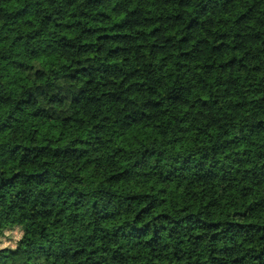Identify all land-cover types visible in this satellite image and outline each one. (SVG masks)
<instances>
[{"label":"clouds","instance_id":"9594fccd","mask_svg":"<svg viewBox=\"0 0 264 264\" xmlns=\"http://www.w3.org/2000/svg\"><path fill=\"white\" fill-rule=\"evenodd\" d=\"M261 124L264 0H0V264H264Z\"/></svg>","mask_w":264,"mask_h":264},{"label":"trees","instance_id":"16d2710c","mask_svg":"<svg viewBox=\"0 0 264 264\" xmlns=\"http://www.w3.org/2000/svg\"><path fill=\"white\" fill-rule=\"evenodd\" d=\"M196 24V21H193V25ZM192 25H189V28H191ZM89 34H93L94 30L89 29L88 30ZM101 41H111V42H118L122 39H126V37H120V36H110V35H101L98 38ZM19 42V40L17 41V43ZM188 42V38L185 37L184 40L182 41V43H187ZM153 47H156L155 45ZM102 50V49H101ZM121 51H126L125 49H121L120 47H116L112 50V52L110 53L111 55H117L119 54ZM214 52L216 51H220L219 48H214L213 49ZM186 55V54H185ZM229 65H234L235 64V60H231L228 62ZM20 67H24L23 65H20ZM88 70L85 69V72H87ZM61 91H64L63 89H61ZM182 93H183V89H179L174 91V93L172 94V96H170V99L174 100V101H179L182 98ZM80 95H83V92L80 93ZM69 96L65 95L64 97H53V100H58L59 102H63L64 100L68 99ZM73 103H79V96L78 97H74L73 98ZM44 115L49 116L48 112L45 111ZM49 118H53L52 116H49ZM58 118V117H57ZM71 117H67L64 119V123L68 124L71 121ZM264 128V124L258 125L256 127L253 128V131H256V128ZM51 132L53 135H61V131L59 130V128H52ZM57 156H60L61 153L57 152L56 153ZM65 156H75L76 152L72 149H69L67 152L64 153ZM261 156H264V153L261 154ZM25 161L28 160V157L25 156ZM51 174L49 173H45L44 175L38 177V179L40 181H46L49 176ZM109 198V202H110ZM131 199H135V197L131 198ZM88 202L89 199L86 196V194L80 193L77 195V203L74 207H77V210H79L80 207H84L87 208L88 206ZM122 206V205H121ZM129 207H131V204H129ZM93 210V215L96 217V224L98 227V230L103 231V229L100 228V225L112 218H114V216L116 215V213H113L111 211H108L107 206H105L104 208H100L98 205H92ZM138 220L140 219L139 217L137 218ZM165 219H167V217H165ZM193 218L190 216L188 217V220H192ZM179 227V224L177 225ZM207 226V225H206ZM208 227H219V225H211ZM229 228L233 227L232 225L228 226ZM130 228V231H129ZM151 230V226L150 225H146L143 228H138L135 225H125L123 228L118 229L115 233H113V235L115 236H119L121 233H123L124 237L126 239H139V238H143L145 235H147L149 233V231ZM163 229L162 228H157L155 230V237L153 240L149 241L150 245L149 246H156L158 247L161 243V231ZM14 231H18L19 232V238L15 239L13 241H19L21 239V237L23 236V228H22V222H19L15 219H13L11 216L8 215H0V246H4V242L6 240H12L11 235H9L8 233H13ZM173 231L175 232L176 229H173ZM213 239H216V237H213ZM10 246H14V245H10ZM155 250V248H154Z\"/></svg>","mask_w":264,"mask_h":264},{"label":"rangeland","instance_id":"374dc122","mask_svg":"<svg viewBox=\"0 0 264 264\" xmlns=\"http://www.w3.org/2000/svg\"><path fill=\"white\" fill-rule=\"evenodd\" d=\"M9 235H11V239L12 240H15V239H18L19 238V232L18 231H14L13 233H8ZM8 240H6L5 242H4V244L5 245H7L8 244Z\"/></svg>","mask_w":264,"mask_h":264}]
</instances>
